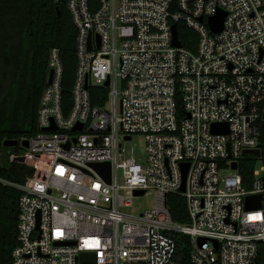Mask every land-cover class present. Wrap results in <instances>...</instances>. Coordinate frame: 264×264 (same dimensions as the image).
<instances>
[{"label":"built area","instance_id":"2783aa9c","mask_svg":"<svg viewBox=\"0 0 264 264\" xmlns=\"http://www.w3.org/2000/svg\"><path fill=\"white\" fill-rule=\"evenodd\" d=\"M98 3L92 11L89 0H68L77 29L70 98L54 48L40 132L11 157L24 158L33 176L25 184L0 177L21 193L12 264H187L176 259L177 233L190 237L188 264H255L264 245V0ZM219 12L224 27L216 34L209 20ZM178 23L197 33L195 51L173 45ZM92 88L107 91L99 105ZM247 154L258 158L251 190L239 169ZM103 163L111 165L110 183L94 167ZM150 192L154 208L128 212ZM169 194L186 199L187 224L173 219ZM260 195V207L256 200L247 207ZM85 252L95 262H83Z\"/></svg>","mask_w":264,"mask_h":264},{"label":"trees","instance_id":"16d2710c","mask_svg":"<svg viewBox=\"0 0 264 264\" xmlns=\"http://www.w3.org/2000/svg\"><path fill=\"white\" fill-rule=\"evenodd\" d=\"M96 11L98 0H89ZM178 35L183 46L195 51L197 33L184 23H178ZM77 29L68 9V0H0V177L25 184L34 174L31 167L11 159L25 149L21 145L8 148L7 140H27L40 132L38 111L50 75V52L60 50L64 67L63 86L66 98L77 68ZM106 89L92 88L93 103ZM178 118L185 117L180 94L176 97ZM264 154V151H263ZM258 158L247 154L240 162L243 186L251 190ZM21 193L0 185V264H12L13 251L18 244V201ZM166 205L173 219L189 222L186 199L169 194ZM177 243L176 259L190 263L191 241L184 234H174ZM264 264V245L258 255Z\"/></svg>","mask_w":264,"mask_h":264},{"label":"water","instance_id":"95a60500","mask_svg":"<svg viewBox=\"0 0 264 264\" xmlns=\"http://www.w3.org/2000/svg\"><path fill=\"white\" fill-rule=\"evenodd\" d=\"M224 18H225V13H223V12H219L216 16L210 18L209 26H210V29L214 33L219 34L223 30ZM173 33H174V43H173V45L176 46V47H182V42L180 41L179 35H178V26L176 24L173 26ZM90 48H91V46H90ZM52 77H53V71L51 70L50 71V75H49L48 84H51ZM106 85L108 86L109 82H107ZM221 126L222 125H220V124H214L213 125L214 132L215 131L216 132L219 131ZM81 128H82L81 125L76 127V129H81ZM55 129H56V127L48 128V130H55ZM222 131H223V133H228V125H223V130ZM18 145H20V142L18 140H7V141L4 142V146L5 147H16ZM21 145L24 148H27L29 146L28 140H24L21 143ZM69 146H70V144H67L66 147L69 148ZM245 153H250V152H245ZM253 153H255L258 157L260 156V150L253 151ZM18 160L20 162H23L24 158L20 157ZM94 167L97 169V171H99L103 175V177L109 183L111 182V165H110V163L98 164V165H94ZM183 167H184V184H183V187H182V191H185V182H186V177H187L189 165L188 164H184ZM233 168L237 169V164H234ZM144 193H145L144 191H137V192H135V195H143ZM254 200L257 201V207H260L261 202H262V195L256 196V197H252V196L249 197L247 199V207H250L251 203ZM206 241L207 240L205 238H202V239H200V244H203ZM80 259L83 262H87V263H92V262H95V260H96L95 254L90 253V252L82 253L81 256H80ZM255 264H260L258 259L256 260Z\"/></svg>","mask_w":264,"mask_h":264},{"label":"rangeland","instance_id":"374dc122","mask_svg":"<svg viewBox=\"0 0 264 264\" xmlns=\"http://www.w3.org/2000/svg\"><path fill=\"white\" fill-rule=\"evenodd\" d=\"M132 143H133L136 153L141 154V158H143L145 156V149H144L145 144H144L143 137H140V136L134 137ZM8 148L10 149L12 147H8ZM155 202H156V194L155 192H150L149 194H147L146 196L142 198H136L133 202L134 206L130 208L128 212H134L136 214H139L141 212L151 210L152 208H154Z\"/></svg>","mask_w":264,"mask_h":264}]
</instances>
